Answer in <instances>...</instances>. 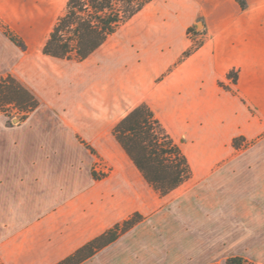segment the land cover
Segmentation results:
<instances>
[{
  "label": "crops",
  "instance_id": "obj_1",
  "mask_svg": "<svg viewBox=\"0 0 264 264\" xmlns=\"http://www.w3.org/2000/svg\"><path fill=\"white\" fill-rule=\"evenodd\" d=\"M42 1L32 16L25 0H0V24L27 46L21 50L0 29V77L13 74L38 102L16 124L1 118L10 131L0 146V264H58L133 215L141 220L80 264L210 263L216 246L195 242L192 207L187 225L165 210L174 200L165 205L168 195L147 182L113 127L146 105L187 160L186 191L199 188L206 210L214 208L228 159L243 149L233 140L264 135V0H159L158 13L137 19L118 48L102 49L116 31L79 61L86 73L75 72V60L42 53L63 0ZM194 23L207 39L182 57ZM230 73L235 93L221 87ZM94 152L112 165L109 176L93 177ZM250 165L261 166L241 169ZM242 175V183L231 177L235 195L264 186V174Z\"/></svg>",
  "mask_w": 264,
  "mask_h": 264
},
{
  "label": "trees",
  "instance_id": "obj_2",
  "mask_svg": "<svg viewBox=\"0 0 264 264\" xmlns=\"http://www.w3.org/2000/svg\"><path fill=\"white\" fill-rule=\"evenodd\" d=\"M153 0H67L64 12L56 19L42 53L52 58L83 61L123 24ZM8 38L23 45L10 33ZM21 108L25 119L38 102L11 75L0 78V106ZM113 134L133 160L147 182L161 195L169 193L190 177L186 158L168 136L149 108L138 105L113 127ZM132 218L91 240L58 264H80L98 250L115 241L118 236L139 222ZM241 257H230L225 264H244Z\"/></svg>",
  "mask_w": 264,
  "mask_h": 264
},
{
  "label": "rangeland",
  "instance_id": "obj_3",
  "mask_svg": "<svg viewBox=\"0 0 264 264\" xmlns=\"http://www.w3.org/2000/svg\"><path fill=\"white\" fill-rule=\"evenodd\" d=\"M65 2L66 0H63L57 5L55 17L50 20L48 26L46 27L47 34L51 30L56 19L64 12ZM158 4L159 0L149 4L125 24L120 26L115 35L106 41L102 49H112L113 47L118 48L120 45L119 40L129 33L130 28L135 24L137 19L152 17L154 14L158 13ZM38 5L44 6V2L42 0H25V6L29 8L27 9L29 15L31 13L32 16H35L33 9ZM48 5L51 7L52 4L48 2ZM41 28L43 29L44 27L41 26ZM0 29L7 38L9 36H7L6 33H10V35L15 37V39L21 43L23 45L22 47L15 44L21 50H25L27 48L24 42L6 29L2 24H0ZM185 34L188 40V46L183 52L182 57H186L196 52L203 46L207 39V35L203 27L201 25L198 26L196 23L192 24L187 29ZM35 43L36 42H33L32 44ZM76 61L77 60H75V72L84 71L86 73L87 67L85 65H87V63L78 64L79 61ZM11 76L21 83L19 78L15 77L13 74H11ZM227 78L230 81H228L227 84L221 83V87L224 90L235 93V90L231 88L230 85L236 82V74L230 73ZM20 110L21 108L14 105L0 106V146L7 144L8 133L10 131V129H4L2 127L1 118L6 120L7 126L16 124L22 116ZM178 144L180 143L178 142ZM232 145L234 147H242L243 149L233 152L228 159L231 165L227 166L224 170L225 176L223 189L225 192L223 195H214L213 199L216 204L214 208H209L211 210L209 211L208 209L207 211V202L199 188L193 192L192 195H189L186 191L188 184L184 183L175 188L176 190L173 189L169 193L165 194L168 196H166L162 201L166 205L167 202L174 200L172 204L165 207V210L168 209L178 212V218L181 220V224H184L185 221V225L189 224V221H191L187 213L192 207V227L194 229L197 228L195 230L196 233L194 232L195 242L199 243L208 241L210 245L212 244L216 246L213 248V251H211L215 258L207 264H225L226 259L234 256H241L245 260L244 264H264V203L261 202L264 200V186L246 185L245 187L239 188V195H235L234 191H236L237 185L233 186L231 180L233 173L236 175L235 177L240 179L239 183L243 179L242 173L258 172L260 174H264V135L259 137L257 140L235 138ZM180 146L183 150L184 145ZM91 158V172L93 177L96 179L105 178L113 172L112 165L102 156L94 152L91 153ZM246 163H259L261 166L252 167V165H250L253 169H241L242 167H245L243 164ZM236 182L238 181H234L233 183ZM253 188L255 189V192L253 191V193H256L255 197H252L250 194L252 190H254ZM186 194L189 195L190 198L187 201L184 200V196ZM165 195L160 194V196ZM177 197L178 199L176 200ZM247 201H252L249 204H252V206L254 204V206L251 207V205H248ZM246 205H248L250 209ZM214 213H219V215ZM206 228H211V231L213 232L209 235H206V233L204 234L202 231Z\"/></svg>",
  "mask_w": 264,
  "mask_h": 264
}]
</instances>
